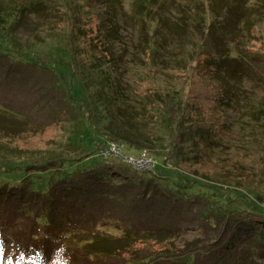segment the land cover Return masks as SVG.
<instances>
[{
	"label": "rangeland",
	"instance_id": "obj_1",
	"mask_svg": "<svg viewBox=\"0 0 264 264\" xmlns=\"http://www.w3.org/2000/svg\"><path fill=\"white\" fill-rule=\"evenodd\" d=\"M0 1L17 5L27 0ZM40 1L42 9L24 16L16 30L5 35L7 26H0V50L12 60H38L52 69L60 83V103L71 112L61 114L64 110L56 106V98L39 104L30 97L1 95L16 112L0 104V186L28 181L32 189L44 191L52 175L65 176L102 163L100 148L114 142L128 155L147 152L155 164L145 172L146 178L202 200L208 210L235 213L251 204L264 217V174L255 175L264 160L263 15L254 16L251 33L241 26L226 44L211 41V51L227 54L238 69L232 78L219 76L211 83L207 77L191 74L187 61L197 34L184 36V41L189 38L184 46L167 37L166 45L156 52L145 50L148 34L157 24L160 40L169 36L168 31L180 32L177 8H185L191 0H166L150 16L134 13L132 0ZM53 5L60 20L50 12ZM77 17L91 27L97 20L104 21L105 41L118 57L110 67H98L93 55L72 43L71 25ZM216 86L221 88L216 92L223 97L221 102L207 103L198 97L207 87L214 93ZM155 95H167L182 107L180 113L187 121L223 123L217 136L224 146L219 156L199 161L201 153L194 139L178 140L171 116ZM27 111L30 118L34 114L31 121L25 116ZM42 165L47 169L40 170ZM96 230L98 236L90 247L106 252L125 246L130 234L112 220L99 221ZM199 233L190 228L174 244L189 248Z\"/></svg>",
	"mask_w": 264,
	"mask_h": 264
},
{
	"label": "trees",
	"instance_id": "obj_2",
	"mask_svg": "<svg viewBox=\"0 0 264 264\" xmlns=\"http://www.w3.org/2000/svg\"><path fill=\"white\" fill-rule=\"evenodd\" d=\"M165 2L132 0L131 7L139 16H150ZM43 6L40 0L17 5L0 1V26H7L5 35L20 27L24 16L39 12ZM54 7H50V12L55 20H60ZM177 14L180 32L168 31L169 36L160 40L157 24L148 34L145 50L149 54L156 52L166 45L167 37L184 46L189 42V38L184 41V36L195 33L197 42L192 43L187 60L191 74L207 77L212 83L219 76L232 78L238 69L227 54L211 51V41L217 40L222 46L241 26L251 33L254 16H264V0H253V5H249V0H191L185 8L178 7ZM12 17L14 21L10 22ZM217 17L221 19L216 21ZM105 36L102 19L94 27L82 17L72 22V43L93 55L98 67H110L118 60ZM55 76L52 69L38 60H12L8 52L0 50V104L14 109L2 94L30 97L39 104L45 98H56V106L64 110L61 114H70L71 108L60 103V83ZM213 88L214 93L207 87L198 97L205 102H221L223 97L216 94L221 88ZM155 98L171 116L178 140L192 136L201 153L199 161L209 160L212 154L219 156L224 146L217 136L223 123L197 118L187 121L180 113L183 108L173 104L167 95ZM28 113L25 116L31 121L34 114L30 118ZM39 169L46 170L47 165ZM144 174L119 161L104 160L65 176L52 175L44 191L32 189L28 181L0 186V264H260L255 260L264 263V217L257 214L254 206L249 204V209L235 213H215L202 200L189 198L179 189L161 185ZM263 174L264 160L255 172L258 176ZM101 220L119 222L129 230L125 246L111 252L90 247L98 236L96 226ZM190 228L202 234L189 243V248L175 245L174 241Z\"/></svg>",
	"mask_w": 264,
	"mask_h": 264
},
{
	"label": "built area",
	"instance_id": "obj_3",
	"mask_svg": "<svg viewBox=\"0 0 264 264\" xmlns=\"http://www.w3.org/2000/svg\"><path fill=\"white\" fill-rule=\"evenodd\" d=\"M98 156L104 160L115 159L137 172L150 171L155 164L147 152L142 151L137 155H128L123 152L119 144L114 142H110L100 149Z\"/></svg>",
	"mask_w": 264,
	"mask_h": 264
},
{
	"label": "snow or ice",
	"instance_id": "obj_4",
	"mask_svg": "<svg viewBox=\"0 0 264 264\" xmlns=\"http://www.w3.org/2000/svg\"><path fill=\"white\" fill-rule=\"evenodd\" d=\"M22 258V257H21Z\"/></svg>",
	"mask_w": 264,
	"mask_h": 264
}]
</instances>
